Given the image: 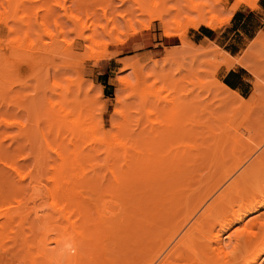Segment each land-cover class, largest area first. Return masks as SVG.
<instances>
[{
  "label": "rangeland",
  "instance_id": "rangeland-1",
  "mask_svg": "<svg viewBox=\"0 0 264 264\" xmlns=\"http://www.w3.org/2000/svg\"><path fill=\"white\" fill-rule=\"evenodd\" d=\"M259 3L253 9L241 0H0V205L6 202L16 212L0 210V264H53L46 253H59L60 236L61 241L70 239L78 231L94 239L87 249L92 254H86L91 256L80 264H149L156 253L139 251L136 229L142 224L137 225L140 217L133 213L141 206L152 212L155 182L175 180L174 190L184 192L211 176L216 181L224 162L231 165L245 145L254 146L264 135V30L256 34L264 16ZM245 8L254 13L241 25L235 14ZM202 16L216 20L214 26L193 27ZM208 32L210 39L203 36ZM114 36L124 42L111 43ZM98 42L109 44L100 48ZM230 51L240 52L234 57ZM236 65L245 67L252 80L245 97L225 85L220 73ZM146 75L153 76L148 85L155 95L147 98L139 129L153 142L162 123L172 126L174 131L162 136L160 151L163 156L187 151L186 162L175 169L153 168L147 161L143 172L120 158L121 148L113 142L115 126L122 123L119 100L128 94L125 80L144 81ZM65 110L81 114L80 125L71 124L73 117ZM102 135L105 148L99 145ZM226 137L229 143L224 144ZM60 151L90 157L63 162ZM221 153L226 156L219 159ZM261 184L258 197L264 195ZM68 186L77 190L71 201L88 206L89 212L58 210L68 202L67 189L62 190ZM103 205L110 211L101 215L95 208ZM255 218H264V206L222 230L223 242L234 244L233 235ZM262 263L264 252L252 264Z\"/></svg>",
  "mask_w": 264,
  "mask_h": 264
},
{
  "label": "bare ground",
  "instance_id": "bare-ground-1",
  "mask_svg": "<svg viewBox=\"0 0 264 264\" xmlns=\"http://www.w3.org/2000/svg\"><path fill=\"white\" fill-rule=\"evenodd\" d=\"M15 1L16 0H14V3ZM241 1L244 4L251 6L253 9L257 7L258 0H241ZM10 4L12 5L13 3H10ZM17 6L18 5H16V8ZM20 6L21 5H19V7ZM15 9L13 8L14 15H15L13 21L16 22L17 16L15 13L17 11H15ZM236 9H237V6L233 5L232 10L235 11ZM5 12H6L7 17H11L9 15L10 11L8 12L5 11ZM1 14H4V13H1ZM12 18H13V15L11 19ZM215 21L216 20H214L213 18L207 21L205 19V16H202L201 20L199 22H193L192 26L198 27L201 23H203L207 27L212 28L215 24ZM225 21L226 19L218 20L219 23H223ZM10 31L11 33L13 32L15 33L14 29L13 30L10 29ZM35 39L37 40V38ZM32 40L33 39H31V41ZM32 42L34 44V41ZM114 42L120 43L124 41L118 38L117 36H114L111 40V43H114ZM108 44L109 43L107 42H98V46L100 48H105L108 46ZM79 48L80 46H76L75 47L76 51H78ZM95 55L97 56L93 55V57L98 63V58L100 57V55L98 53ZM151 77L153 76L146 75V78L144 81H140L138 79H136L135 81L125 80V86H126V90L128 94L124 97L123 100L122 99L119 100V105L121 107L117 111V115L121 117L122 123H120L119 126H115V133L113 137V142H115L116 145H118V147L121 148L122 153H121L120 158H122L125 162L129 161L128 163L130 164H137L139 168L141 167L143 169V172L145 171L144 167H146L147 161L153 164L152 165L153 168L171 170V169H175L179 165L184 164L187 159L186 150L182 152L178 151L174 155H167V156H163L162 151H160L161 146L163 145L162 136L166 137L169 135V132L174 131V129H172V126L170 124L168 123L161 124V129H162L161 134L154 136L153 142H149L148 139L145 137L146 136L145 130L140 131L139 129L140 123L142 122V119H143L142 118L143 113L145 112L147 108L146 107L147 98L149 97V95L152 97L155 95L152 89L153 85H150V86L148 85V80ZM158 93L159 92H157V94ZM65 113L68 118L69 116L73 117V121H71V124H73L74 126L76 124L80 125L79 121L81 120V117H82L81 114L79 115L77 112H74V111L72 112L69 110H65ZM79 130L81 131V129ZM77 132L78 131H76L75 133L77 134ZM259 137L261 138V136ZM228 139L226 137L227 141H225L224 144L229 143ZM258 140L257 141L255 140L256 142L254 146L246 147L245 145L244 152L239 153L240 155H237V154L236 156L233 155L235 156V159L234 160L232 159L233 162H231L232 163L231 165L226 164L227 165L226 166L224 162V164L221 166V171L219 172V176L216 181L215 179L212 180L213 176H211L207 178L206 181L204 180L205 182L202 180L199 184V187L194 190L187 189L184 192L175 191L174 186H173L174 184H176L175 180H172L171 184H167L165 181H158V180L155 182L156 188L158 191H156V199H155V204L153 206L152 212H148L147 210H145L143 206H141V208L137 210L138 213H136V211L135 213H133L134 217L135 215H137L136 217L138 216L140 217V219L135 218L136 220H138L137 225L142 224L140 228H137V229L135 228L136 230L138 229L140 230L139 232H137L139 233V237H140L138 238V245L140 246L139 251L143 255H145V253L147 252L149 253L150 251L151 252L154 251V253H156L154 257L152 255L153 258L151 257L152 259L150 260L149 264H252L254 262L256 263L260 259L261 254H263L264 252V218L262 219L255 218L249 221L246 224V226L242 228V230L236 233L234 232L235 234L234 235L232 234L236 238V240L234 241V244L233 242L232 244L231 242H229L228 244H225L223 242L222 232H221L222 230H225L226 228L230 227L233 223L243 221L244 217L248 213H251L257 208L264 206V195L263 196L261 195L263 192L260 194L262 197L257 196V194H259L260 192V191L258 192V190H260L259 189L260 187L258 186L261 183L263 184V185L261 184V186H264V183L261 181L262 178L260 179L261 176H264V149L262 151H259V154H258V150L260 148L262 149V146L264 145V135L259 141ZM236 144H237V148H236ZM236 144H235V147L233 145L232 146L236 150H239L238 143ZM251 144L253 143L251 142ZM99 145L102 148H105L106 146L105 136L102 135L99 138ZM222 145H223V141H222ZM222 148L223 147H221V150ZM232 149L233 148L229 150L230 153H232L231 152ZM162 150L164 151L163 148ZM147 155H149V157ZM224 155L226 156L225 153L223 154L221 153V156L219 159L223 158ZM59 156L63 162L69 161L71 159L74 161H80L82 159H87L90 157V156H82V154L80 153H76L72 155L64 151H60ZM224 159L228 160L227 158H224ZM202 184H205L204 189L201 186ZM163 185H168V187L164 188ZM69 186L64 187L62 189V190L67 189L66 194H65L66 195L65 200L68 202L64 206L60 207L58 210H60L61 212L62 211L66 212V213L68 212L69 214L72 213V215L77 210H80L82 212L84 211V213L89 212L91 208H89L88 206H85V207L79 206L76 204V202L71 201L73 200V198L75 199V197H78V196H75V191L77 192V190L70 188L71 186L70 187ZM261 189H264V188H261ZM60 191L61 190H59V192ZM64 193L65 191L63 192V194ZM76 195H78V193ZM125 207L123 208L125 214L126 215L132 214V213H129L130 210L128 209V207L126 208ZM0 210H2L3 212L6 211L7 214L10 213L9 212L10 210L11 212L13 210L12 213L16 214V212H14L15 210L12 207H10L6 202L1 203ZM70 210L72 211L76 210V211L75 212L73 211L70 213ZM95 211L100 212L99 214H101L102 211H105V213L103 214H106V212L110 210L109 208H106V206L103 205V206H97L95 208ZM61 215L62 213L60 214V216ZM101 215H100V218L102 220L103 217ZM16 216L13 215L14 218ZM68 217L72 218L71 215ZM122 218L123 217H121V219ZM129 219L130 217L127 220L129 221ZM108 220L107 222H110ZM125 220H126V217H125ZM71 221L72 220H70V222ZM75 221L74 223H76ZM102 224H105V222H103ZM79 225H82V224H79ZM108 225L107 227H109ZM87 226L89 229V226L91 225H86L85 228H87ZM216 226L221 227V229L218 232H215L214 230ZM109 228L111 229V227ZM84 230H87V229H84ZM157 231L158 233L156 235ZM85 232L86 233L83 232L82 234V232L78 231L77 233L76 231L75 232V234L77 233L76 237L75 235L73 237L71 233L72 236L70 237V239L68 236L69 234L67 235L66 233V237L68 236L69 240L65 238L66 241L64 243L62 242L65 239L63 238V240L61 241L60 240L61 236H60V239H58L56 243H58L57 244L58 248H62V249H59L61 251L57 253L56 255L55 253L51 254V252H48L49 250L47 251L48 253H46L45 252L46 249L43 250V247H44L43 246L41 248L42 255L45 252L46 256L44 257L47 259V261L53 264H58V263L68 264L69 262L70 264H80L81 261L83 263V260L86 261L85 259L91 256L89 255L86 257V254H88L89 252L90 253L92 252L90 251L91 249L89 247L91 243H93L92 240H94L92 236L87 235V231ZM95 232L96 231H94L93 233ZM99 232H97V234ZM118 234H121V233L118 232ZM132 234L133 236L135 235L133 232L130 234V236L133 238ZM62 235L64 236L63 233ZM154 235L156 236V238ZM232 235L229 237L231 241L233 240ZM152 237L154 238L152 239ZM154 239L155 241H153ZM59 241L63 245H60ZM118 241L119 239H117L116 242ZM113 243L115 242L113 241ZM154 244L157 247L156 246L154 247ZM158 247H159V250L156 251ZM153 248L155 249L153 250ZM87 249H90V250H87ZM133 251H136V250H133ZM72 253H74L73 256L71 255ZM130 258L131 259L129 262H131V260L133 262L134 261L133 257L131 256ZM139 260H142V259H139ZM115 261L117 262V260ZM138 263L140 264V262ZM141 264H146V263L141 262Z\"/></svg>",
  "mask_w": 264,
  "mask_h": 264
},
{
  "label": "crops",
  "instance_id": "crops-1",
  "mask_svg": "<svg viewBox=\"0 0 264 264\" xmlns=\"http://www.w3.org/2000/svg\"><path fill=\"white\" fill-rule=\"evenodd\" d=\"M259 5H260L259 12L261 13L262 16H264V0H260ZM246 9L247 8L239 9L235 14L237 17L242 18V19H239L241 21V25L245 23L247 17H249L251 13H254L253 10H248L246 12ZM245 12H246V14H244ZM262 19H263L262 25L256 31L257 32L256 34H258L261 30H264V17ZM208 31H210V30H208ZM256 34L254 35V37L256 36ZM203 36H204V38H209V39L211 38L209 35V32H208V34H205ZM246 38H248V35H247V33H244V39H246ZM239 52L238 53H232V51H230V53L234 57H236L239 54ZM246 72H247V69L241 65H236L231 69L223 68L220 71L224 84L227 85L232 90L240 92V94L243 95L244 97H245V95L249 94V92L253 88L252 80L247 77V75L245 74Z\"/></svg>",
  "mask_w": 264,
  "mask_h": 264
}]
</instances>
